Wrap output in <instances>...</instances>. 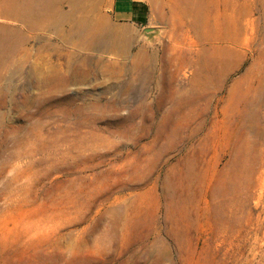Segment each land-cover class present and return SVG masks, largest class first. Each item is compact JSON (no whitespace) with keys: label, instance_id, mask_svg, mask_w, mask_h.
Wrapping results in <instances>:
<instances>
[{"label":"rangeland","instance_id":"rangeland-1","mask_svg":"<svg viewBox=\"0 0 264 264\" xmlns=\"http://www.w3.org/2000/svg\"><path fill=\"white\" fill-rule=\"evenodd\" d=\"M210 1L157 0L144 28L118 24L107 0L98 11L131 40L125 55L36 32L32 52L52 48L54 68L14 90L0 80V264H264L261 11L248 0L235 67L206 88L213 41L192 22Z\"/></svg>","mask_w":264,"mask_h":264},{"label":"bare ground","instance_id":"bare-ground-1","mask_svg":"<svg viewBox=\"0 0 264 264\" xmlns=\"http://www.w3.org/2000/svg\"><path fill=\"white\" fill-rule=\"evenodd\" d=\"M65 2L70 6L68 12L63 10L62 5ZM102 2L103 0H0V17L18 21L24 26L18 29L6 24H0V80L6 78V81L10 82L5 88L7 90L18 89L32 78L33 73L40 72L41 74V71L45 72L47 67L54 68L49 61L50 56L46 52H50L52 48H48L47 45H41L36 49V53L32 52L33 48L30 46V42L36 36L37 31L57 30V32L55 31L56 35L59 36L63 43L70 42L78 51L98 49L109 53L128 54L131 50V40L126 36H116L113 32L111 33V29L108 30L103 18L104 15L98 11L101 9L100 5ZM213 3L214 1L211 0L206 2L205 5L203 4L204 14L198 15L192 22L194 28L199 31L200 39L205 37L213 41L209 48L203 49V57L199 60V63L202 64V71L205 70L210 73L207 79L203 81V86L206 88L220 86L228 77L230 70L235 67L233 61H231L236 55V51H233L234 43L240 38L243 17L247 14L249 5L248 0H218L217 6L220 11L216 17L219 16V18L212 26L211 17L207 14L209 13L207 5L210 7ZM253 7L261 11L260 18L262 20L257 24L263 30L264 0H253ZM66 24L70 25L68 29L65 28ZM208 51L210 52L209 56H206L205 54ZM75 54L74 52L71 53L67 62L60 63V69L65 67L69 71L72 70V61ZM31 57H35V61H30ZM150 59L151 56L146 60L149 62L151 61ZM83 60L81 65L78 64L80 65L79 67L85 66L89 62L87 58ZM140 60V58L136 57L133 60V65L135 66ZM209 65L211 66L209 67ZM86 67V69L81 70V68H78L75 72H72L74 77H68V80L70 82L80 81L83 75L88 73V64ZM214 69H217V71L215 72ZM48 71L47 73H49ZM22 74L28 76L26 81L23 83L15 82L17 76ZM55 77H57L56 73ZM62 79L65 78L62 77ZM54 81L52 82L54 83ZM51 83L47 84L45 81L40 80L34 87L42 90ZM193 83H195V79H193ZM60 84L62 85V82ZM53 86H55V83ZM49 88L48 86V90ZM61 88L64 87L61 86ZM38 96L40 97L39 93Z\"/></svg>","mask_w":264,"mask_h":264},{"label":"crops","instance_id":"crops-1","mask_svg":"<svg viewBox=\"0 0 264 264\" xmlns=\"http://www.w3.org/2000/svg\"><path fill=\"white\" fill-rule=\"evenodd\" d=\"M106 1L103 0L100 7ZM156 3L157 0H112L109 12L118 24L129 23L144 27L150 24Z\"/></svg>","mask_w":264,"mask_h":264}]
</instances>
